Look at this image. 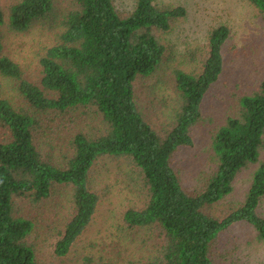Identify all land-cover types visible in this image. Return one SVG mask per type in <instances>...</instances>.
<instances>
[{
	"label": "trees",
	"instance_id": "16d2710c",
	"mask_svg": "<svg viewBox=\"0 0 264 264\" xmlns=\"http://www.w3.org/2000/svg\"><path fill=\"white\" fill-rule=\"evenodd\" d=\"M57 0H19L12 4L7 25L27 31L36 23L56 22L55 41L39 59V83L23 77L20 66L2 53L0 6V75L12 79L21 104L3 97L0 85V264H41L30 241L34 221L22 213L25 204L37 206L62 190L69 193L70 217L54 242L56 257L65 256L89 225L99 196L89 185L93 164L102 157L123 159L144 193V206L127 209L129 227H148L160 241L153 255L134 264H216L213 246L231 225L245 222L264 241V217L257 210L264 198V164L253 170L242 202L223 217L210 207L233 190L244 168L259 162L264 143V79L237 100L211 140L215 170L195 193H188L171 165L174 152L190 146L191 126L201 117V103L222 72V46L229 28L219 25L207 38V52L198 72L173 70L178 94L173 123L158 132L136 102L135 82L160 67L167 32L185 16V8L136 0L120 14L113 0H69L56 15ZM264 21V0H248ZM55 24V25H56ZM90 119L97 127L76 131L68 153L53 156L39 146L45 120ZM65 188V189H64ZM82 264H112L85 257ZM264 264V263H263Z\"/></svg>",
	"mask_w": 264,
	"mask_h": 264
},
{
	"label": "rangeland",
	"instance_id": "374dc122",
	"mask_svg": "<svg viewBox=\"0 0 264 264\" xmlns=\"http://www.w3.org/2000/svg\"><path fill=\"white\" fill-rule=\"evenodd\" d=\"M19 0H0L5 18L1 27L2 53L21 68L23 77L39 83V59L55 41L57 24L45 21L34 24L27 31H12L7 15L12 4ZM136 0H113L116 10L126 14ZM157 4L185 8V16L178 19L167 32H159L165 46V56L155 73L139 77L135 82L136 102L144 118L158 131L167 130L174 121L178 94L173 70L198 72L200 60L207 52L209 32L219 26L229 28V36L222 46L223 67L216 82L206 92L201 103V117L191 126L192 144L181 146L173 154L171 165L181 185L188 193L199 191L215 170L211 140L215 130L227 116L236 112L237 100L249 94L264 79V21L248 0H154ZM69 6V0L56 1V15ZM3 97L16 107L21 104L16 83L0 75ZM70 123L60 118L45 120L39 133V146L53 156L67 154L68 142L76 131L89 132L97 127L94 120L80 118ZM0 126V142L6 137ZM264 164V143L259 162L242 169L233 181V190L210 207V212L223 217L238 206L248 188L253 170ZM89 185L99 196L89 225L77 237L68 253L56 257L54 242L70 217L69 193L62 190L49 200L34 206L25 204L22 213L31 218L35 228L30 241L34 243L37 260L41 264H82L85 257L102 259L112 264H134L149 259L160 241L148 227H129L124 221L127 209H140L145 197L131 167L123 159L102 157L91 167ZM258 214L264 217V198ZM212 256L216 264H263L264 241L245 222H238L223 231Z\"/></svg>",
	"mask_w": 264,
	"mask_h": 264
}]
</instances>
